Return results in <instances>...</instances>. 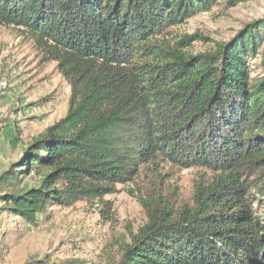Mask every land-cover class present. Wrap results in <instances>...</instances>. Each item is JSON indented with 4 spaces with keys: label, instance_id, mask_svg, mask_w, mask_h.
Here are the masks:
<instances>
[{
    "label": "trees",
    "instance_id": "obj_1",
    "mask_svg": "<svg viewBox=\"0 0 264 264\" xmlns=\"http://www.w3.org/2000/svg\"><path fill=\"white\" fill-rule=\"evenodd\" d=\"M248 1L0 0V23L23 29L71 87L67 114L26 145L17 122L2 129L21 148L0 175L5 210L32 226L80 202L104 214L134 184L147 221L111 264H264V71H251L258 58L264 70V19L205 53L198 35L168 39ZM167 164L198 170L190 201L161 178L140 183Z\"/></svg>",
    "mask_w": 264,
    "mask_h": 264
},
{
    "label": "rangeland",
    "instance_id": "obj_2",
    "mask_svg": "<svg viewBox=\"0 0 264 264\" xmlns=\"http://www.w3.org/2000/svg\"><path fill=\"white\" fill-rule=\"evenodd\" d=\"M264 19V0H251L233 8L220 4L175 27L170 40L184 35H198L193 50L205 53L220 43L230 42L247 26ZM260 58L251 60L253 75H262ZM71 87L54 62L42 63L34 42L23 29L0 23V175L17 161L21 148L3 141L2 129L17 122L24 145L68 111ZM198 170L180 169L167 164L159 176L144 171L139 179L149 185L156 178L177 189L180 199L190 201ZM140 186H121L106 199L112 210L101 214L100 208L84 202L69 209L52 207L32 226L10 211L0 201V264H29L49 260L65 264L72 260L85 264H111L120 257L119 245L130 241L146 223L145 211L137 196ZM141 189V188H140ZM0 188V195H1ZM133 191V192H132ZM256 209L262 212L256 202Z\"/></svg>",
    "mask_w": 264,
    "mask_h": 264
}]
</instances>
